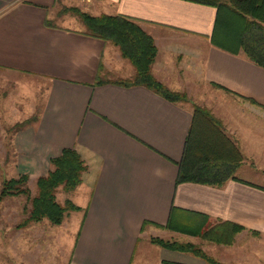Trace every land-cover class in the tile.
Here are the masks:
<instances>
[{"label": "crops", "instance_id": "obj_1", "mask_svg": "<svg viewBox=\"0 0 264 264\" xmlns=\"http://www.w3.org/2000/svg\"><path fill=\"white\" fill-rule=\"evenodd\" d=\"M64 6L136 21L157 48L153 76L191 101L201 98L238 146L243 162L234 176L242 182L175 186L190 105L112 83L127 79L117 76L123 69L118 49L86 35L68 18L53 22L54 9ZM215 15L211 6L184 0H0V69L45 83L37 121L15 138L21 173L30 180L47 175L50 160L63 149H74L87 166L74 190L81 203L63 200L81 215L68 264H132L141 241L152 245L151 238L167 234L181 236L179 243L200 240L166 230L170 218L176 226L224 224L229 234L237 227L231 244L200 240L203 250L222 247V264H264V187L257 182L264 171L257 163L264 158V122L233 128L213 109L218 93L237 104L235 112L244 118L264 113V69L242 53L210 44ZM169 60L176 77L165 69ZM99 78L110 83L94 85ZM34 112L35 105L29 115ZM237 131L244 132L240 139L232 137ZM0 248V264H37L31 262L36 253ZM199 261L192 264H205ZM157 264L186 263L161 257Z\"/></svg>", "mask_w": 264, "mask_h": 264}, {"label": "trees", "instance_id": "obj_2", "mask_svg": "<svg viewBox=\"0 0 264 264\" xmlns=\"http://www.w3.org/2000/svg\"><path fill=\"white\" fill-rule=\"evenodd\" d=\"M184 1L216 9L213 31L209 39L213 47L235 56L242 53L248 61L264 69V0ZM63 15L77 18L83 24L86 35L116 47L121 58L132 66V78L112 83L127 88L144 87L172 104L190 105L191 121L182 158L178 163L175 186L194 183L219 188L229 180L239 181L234 176L243 162L238 146L227 136L221 121L209 109L193 103L186 93L169 90L153 76L152 66L157 56V48L153 38L136 21L120 15L93 16L77 6L61 7L57 16ZM46 24L53 26L50 20L46 21ZM108 83L110 82L99 78L94 85ZM249 101L258 105L252 100ZM37 118L38 115L32 116L16 124L14 132L25 130L35 123ZM50 167L47 175L35 180L33 196L26 187L27 175L3 182L0 200L24 196L29 201L26 218L17 228H26L43 220L52 226H60L67 213L79 211L69 200L63 204L59 203L56 195L59 189L70 193L81 184L82 176L87 171L84 161L74 149H63L59 156L50 160ZM170 219L164 226L166 230L215 244H231L233 235L238 230L235 227L234 234H229V231L223 229L224 224L203 228L176 226ZM149 242L168 251L192 255L205 264H222L207 254L200 245L160 238H151Z\"/></svg>", "mask_w": 264, "mask_h": 264}, {"label": "rangeland", "instance_id": "obj_3", "mask_svg": "<svg viewBox=\"0 0 264 264\" xmlns=\"http://www.w3.org/2000/svg\"><path fill=\"white\" fill-rule=\"evenodd\" d=\"M60 9L61 7L54 9V15L51 16L53 22L61 18H68L73 26L84 28L83 24L73 16H57V12ZM160 56L161 54L156 61V66L160 63ZM119 62L122 64L123 69L118 72L117 76L130 79L134 72L132 66L124 60ZM170 62L172 63L169 60L165 69L171 71L173 77H176ZM44 88L45 83L40 82V80L0 69V190L4 181L17 179L20 175H25L21 173L19 165V151L15 146V138L19 132H14V126L30 119L32 116L38 115L37 113L43 102ZM210 94H212V90L207 89L205 95L208 97ZM216 97L220 101L213 106V109L216 111V115L226 116L230 121L231 127L237 128L238 126L264 122V113L258 112L261 118H259V115L255 116V114H252L253 118L246 117L247 115L244 118L241 116V111L239 114L235 112L238 109L237 104L227 101V98L221 94L217 93ZM226 101L227 103H225ZM192 102L197 105L204 104L201 98L192 100ZM33 105H35V112L30 116L29 109ZM230 117H233V120H230ZM33 125L34 123L25 130L33 127ZM240 133L243 134L244 132L237 131L235 135L232 134V137L240 139ZM257 163L259 166H264V158L261 161H257ZM243 176L245 175L243 174ZM257 182L264 187V171H261ZM26 187L33 196L35 193V180H30L28 177ZM76 194L75 191L65 193L59 189L56 195L57 201L63 204L64 199H73L75 202L81 203V197L77 198ZM28 208L29 201L24 196L0 200V246H5L6 250H21L22 252L31 253L32 256L36 253L38 258L31 259V262H37V264H68L75 244L78 221L81 215L75 212L67 213L64 222L60 226H52L48 221L43 220L40 223L30 224L26 228L19 229L17 226L26 218ZM160 239L182 242V237L174 234L163 235ZM192 243L201 247L203 245L200 240H194ZM213 248L215 249L211 250V248L206 247L207 254L220 260L223 255L220 253L222 247L214 245ZM162 250L159 247L141 241L132 264H157L161 257L186 264L200 262V259H196V257L189 254L178 253L170 255L163 253L164 251ZM233 254L232 256L236 257L235 252ZM202 263L204 262L202 261Z\"/></svg>", "mask_w": 264, "mask_h": 264}]
</instances>
